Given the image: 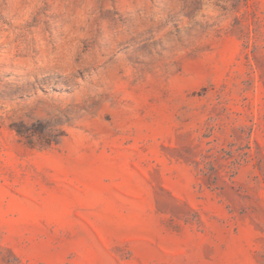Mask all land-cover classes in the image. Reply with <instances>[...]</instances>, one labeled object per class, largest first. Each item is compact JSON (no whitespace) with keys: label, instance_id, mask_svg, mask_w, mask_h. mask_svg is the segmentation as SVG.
I'll return each mask as SVG.
<instances>
[{"label":"rangeland","instance_id":"1","mask_svg":"<svg viewBox=\"0 0 264 264\" xmlns=\"http://www.w3.org/2000/svg\"><path fill=\"white\" fill-rule=\"evenodd\" d=\"M230 8L173 65L118 80L89 139L31 111L0 123V264H264V0ZM146 47L121 44L142 68Z\"/></svg>","mask_w":264,"mask_h":264},{"label":"clouds","instance_id":"2","mask_svg":"<svg viewBox=\"0 0 264 264\" xmlns=\"http://www.w3.org/2000/svg\"><path fill=\"white\" fill-rule=\"evenodd\" d=\"M231 20L230 0H0V91L32 81L45 89L33 87L22 100L0 99V123L31 111L58 121L68 137L87 140L89 122L111 110L118 80L130 83L173 65ZM132 38L147 44V68L121 50ZM50 74L65 78L71 95H57Z\"/></svg>","mask_w":264,"mask_h":264}]
</instances>
